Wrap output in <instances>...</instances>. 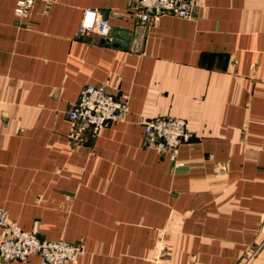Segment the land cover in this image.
Masks as SVG:
<instances>
[{
    "label": "crops",
    "instance_id": "crops-1",
    "mask_svg": "<svg viewBox=\"0 0 264 264\" xmlns=\"http://www.w3.org/2000/svg\"><path fill=\"white\" fill-rule=\"evenodd\" d=\"M137 3L36 0L17 18L0 0V208L81 242L65 264H264V0L154 23ZM87 8L107 36L77 35ZM87 84L129 98L97 133L68 116ZM160 115L187 121L176 160L145 144Z\"/></svg>",
    "mask_w": 264,
    "mask_h": 264
},
{
    "label": "built area",
    "instance_id": "built-area-1",
    "mask_svg": "<svg viewBox=\"0 0 264 264\" xmlns=\"http://www.w3.org/2000/svg\"><path fill=\"white\" fill-rule=\"evenodd\" d=\"M36 0H16L14 15L17 18L27 16ZM195 0H138L136 15L142 22L154 23L163 15L184 19L192 17ZM96 33L107 36L110 24L103 16L87 8L77 35ZM129 111V98L117 96L107 89L105 84H87L81 90L78 100L68 112L71 120L89 126L95 133L119 120ZM145 144L157 150L167 152L176 160L179 146L189 139L187 121L182 117L155 116L143 121ZM0 258L5 261H25L29 256L38 254L42 264H65L74 261L82 252L81 242H71L60 238L40 240L36 231H25L12 220L6 209L0 208Z\"/></svg>",
    "mask_w": 264,
    "mask_h": 264
}]
</instances>
